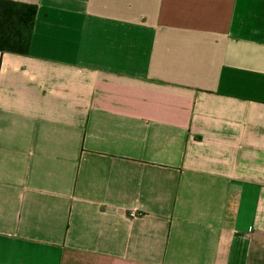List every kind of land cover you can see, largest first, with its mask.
I'll return each mask as SVG.
<instances>
[{"label":"crops","instance_id":"1","mask_svg":"<svg viewBox=\"0 0 264 264\" xmlns=\"http://www.w3.org/2000/svg\"><path fill=\"white\" fill-rule=\"evenodd\" d=\"M0 264H264V0H12Z\"/></svg>","mask_w":264,"mask_h":264},{"label":"trees","instance_id":"2","mask_svg":"<svg viewBox=\"0 0 264 264\" xmlns=\"http://www.w3.org/2000/svg\"><path fill=\"white\" fill-rule=\"evenodd\" d=\"M37 7L0 0V51L29 54Z\"/></svg>","mask_w":264,"mask_h":264}]
</instances>
